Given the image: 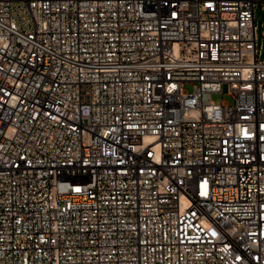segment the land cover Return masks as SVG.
<instances>
[{"label":"built area","instance_id":"1","mask_svg":"<svg viewBox=\"0 0 264 264\" xmlns=\"http://www.w3.org/2000/svg\"><path fill=\"white\" fill-rule=\"evenodd\" d=\"M258 16L0 0V264H264Z\"/></svg>","mask_w":264,"mask_h":264},{"label":"rangeland","instance_id":"2","mask_svg":"<svg viewBox=\"0 0 264 264\" xmlns=\"http://www.w3.org/2000/svg\"><path fill=\"white\" fill-rule=\"evenodd\" d=\"M259 17V16H258ZM264 26H262V21L261 18L259 17V21H258V45L262 46V50L264 52ZM185 90L188 92H193V85L190 83H187L185 85ZM212 99L217 102V103H229L231 104L233 102L232 97L228 94H214L212 96Z\"/></svg>","mask_w":264,"mask_h":264}]
</instances>
